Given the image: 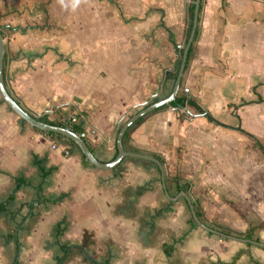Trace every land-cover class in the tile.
<instances>
[{"label":"crops","instance_id":"crops-1","mask_svg":"<svg viewBox=\"0 0 264 264\" xmlns=\"http://www.w3.org/2000/svg\"><path fill=\"white\" fill-rule=\"evenodd\" d=\"M48 1L0 0L8 88L39 118L65 121L58 108L73 104L89 146L110 161L121 124L172 91L195 0H183L184 8L179 0L171 12L159 7L160 20L143 16L152 12L146 4L123 5L116 18L131 30L119 50L79 48ZM197 31L178 94L219 120L216 110H227L244 126L169 104L141 117L124 145L159 157L165 183L144 158L126 156L114 168L86 163L75 143L32 126L0 94V264H55L63 244L84 249H71L62 264H264L263 247L194 225L181 193L209 226L264 241V167L254 161V145L264 151L247 123L264 0H203Z\"/></svg>","mask_w":264,"mask_h":264},{"label":"rangeland","instance_id":"rangeland-1","mask_svg":"<svg viewBox=\"0 0 264 264\" xmlns=\"http://www.w3.org/2000/svg\"><path fill=\"white\" fill-rule=\"evenodd\" d=\"M125 1V4H124ZM80 0L77 4L75 0H49L47 4H51L52 6L57 4V10L59 13L58 19L60 23L62 22L68 32H71L68 36L70 38H74L79 48L83 50H119L118 44L123 42L125 38V34L127 31L131 30V27H125L121 25L118 18H116V10H121L124 15L125 9L123 7L127 6L128 9H136L138 10L140 6L143 4L147 5V10H152L151 13L147 12V14L143 15L144 17L154 16L157 20L161 19L160 17V9L159 7L165 8L168 12L172 11V8L178 10V6L176 7L177 2L179 0ZM172 1V2H171ZM184 4V6H183ZM99 6H103L99 8ZM119 7V8H118ZM153 7V8H151ZM185 3L183 0H180V8H184ZM143 14V10H142ZM191 12L189 10V16ZM112 16V17H111ZM126 18V16H124ZM58 19H54L53 22L58 24ZM147 19V23H148ZM145 22L144 20L141 23ZM135 24V23H131ZM126 25V24H125ZM130 25V24H128ZM149 25V23H148ZM134 25H132L133 27ZM191 26L190 19L188 21L187 30L185 36L183 38V42L181 46L178 48L180 50L178 56V62H180L182 50L186 46L187 42V34L188 30ZM65 31V30H64ZM151 34V33H150ZM107 42H106V41ZM196 38L193 41L195 42ZM254 42L261 43L262 50H255L257 46H254V54L256 60L254 61V99L258 100L259 94L264 96V85L257 86L259 81H264V38L255 39ZM108 44V45H107ZM179 44V43H176ZM175 44V45H176ZM176 49V46H175ZM177 52V50H176ZM246 99V98H245ZM242 101V99H241ZM187 111V108L185 109ZM188 112V111H187ZM216 115L230 123L234 124H242V118L232 115L227 110H216ZM241 116V115H240ZM181 119V117H179ZM181 120H185L184 118ZM220 120V121H222ZM223 122V121H222ZM247 123L254 127L255 135L263 142L264 144V101L254 102V114H252ZM244 126V125H243ZM254 161L258 162V164L263 165L264 167V153L254 145ZM260 162V163H259ZM258 169V167L254 168ZM260 176L258 179L260 180ZM263 178V177H262ZM261 178V179H262ZM86 237L89 234L85 233ZM84 234V236H85ZM246 235V233H238V235ZM84 239V238H83Z\"/></svg>","mask_w":264,"mask_h":264},{"label":"water","instance_id":"water-1","mask_svg":"<svg viewBox=\"0 0 264 264\" xmlns=\"http://www.w3.org/2000/svg\"><path fill=\"white\" fill-rule=\"evenodd\" d=\"M201 1L202 0H195V8H194V13H193V21L191 24V29L190 33L186 42V46L182 50V55L180 59V64L178 67L177 75L175 78L174 86L172 91L164 96L160 97L156 100H153L149 103H146L142 108L131 114L120 126L117 134V154L115 157L110 160V161H102L91 149L89 146L88 142L86 139L73 130L72 128L64 125H58V124H51L48 122H45L41 120L38 116L34 115L31 113L27 108H25L10 92L5 74H4V61H5V56H6V50H7V44H6V39L4 36V33L0 27V94L2 96V99L8 104V106L16 113L18 116H20L23 120H26L29 124L32 126H35L39 129L46 130V131H51V132H56L59 134H62L69 140L73 141L76 146L81 150V152L85 155V157L89 160L90 163H92L94 166L100 167V168H114L117 165L121 163V161L126 157V156H134V157H139V158H144L147 160H151L155 162L162 174L163 181L165 183V166L162 162V160L150 153L147 152H140V151H134V150H128L126 149L124 145V136L127 130L141 117L147 115L148 113L165 106L172 101L176 100V97L178 95L179 89L181 87L182 83V78L187 66V61L189 58V52L190 48L193 44V41L196 36V32L198 30V23H199V14H200V8H201ZM180 44H176V48H178ZM179 52V50H177ZM182 107V106H180ZM190 111V109H189ZM191 112V111H190ZM185 195V197L188 199L190 208L192 210L193 217L197 224L200 226L206 228L210 232L217 233L221 236L236 239V240H241L243 242H248L252 243L258 246H261L264 248V241L258 240L256 238H252L249 236H240L237 234H231L224 232L222 230L216 229L214 227L209 226L206 224L197 214V211L194 207V204L192 200L190 199L189 195L187 194L186 191H181Z\"/></svg>","mask_w":264,"mask_h":264},{"label":"trees","instance_id":"trees-1","mask_svg":"<svg viewBox=\"0 0 264 264\" xmlns=\"http://www.w3.org/2000/svg\"><path fill=\"white\" fill-rule=\"evenodd\" d=\"M202 1H201V6H202ZM224 3H225V0H224ZM194 8H195V3H192V4L189 5V10L191 12V14H190L191 16L189 17V19H190L191 24H192V21H193ZM190 29H191V27H190ZM197 32H196V35H197ZM189 33H190V31H189ZM189 33H188V36H189ZM192 52H193V44H192V46L190 48L189 58H188L187 64L189 62V59H190V56H191ZM179 64H180V62H178V67H179ZM259 84H264V82H259ZM263 100H264V96L262 94H259L258 100H254V101H263ZM169 105H178V106H182V107H187L188 106V107L194 109L195 111H197L199 113H203L209 120H211L213 122H216V123H219V124L225 125V126L228 125L225 122H222L219 119H217L209 110H206L205 108H203L201 106V104L195 98L191 97L190 94H187V93L178 94L177 97H176V100L172 101L171 103H169ZM228 107L230 109H232L234 107H238V104L230 102L228 104ZM58 110L60 112H62L63 115L65 116V121H59V120L49 119V118H45V117H41L40 119L45 121V122L51 123V124H58V125L68 126V127L72 128L73 130H75L76 132H78L79 134H81L85 130V127H84L85 120L83 118H81L82 117V113L76 111L75 106L73 104L62 105V106H60L58 108ZM234 111L235 110H232V112H234ZM74 114L78 117V119L76 121H72V116ZM186 114L187 113L182 112L180 114V117H185ZM79 118H81V120H79ZM239 128L241 130H243V131H247L242 126H239ZM46 132L52 134L57 139L69 140L68 138H66L62 134H59V133H56V132H51V131H46ZM128 132H129V130H127V132L125 133L124 141H125V139L128 136ZM250 134H252V133H250ZM254 137H255V140H256V143L258 144V146H260L261 149L264 151V144L261 142V140L259 138H257L255 136V134H254ZM84 138L88 142V139L86 137H84ZM69 141L74 144L73 141H71V140H69ZM116 154H117V151H116ZM83 158H84V161L86 163H89V160L85 157L84 154H83ZM197 214H198V216L201 217V212L199 210H197ZM192 222H193L194 225H197V223H196V221H195V219L193 217H192ZM246 235L249 236V237L252 236V234L249 233V232L246 233ZM83 245L84 244H63L62 248L64 250V253H63V255L58 256L56 258V263L55 264H62L66 260V258L69 256V253H70L71 249H73L75 247H79L81 249H84ZM100 264H108V262L104 261V262H102Z\"/></svg>","mask_w":264,"mask_h":264},{"label":"built area","instance_id":"built-area-1","mask_svg":"<svg viewBox=\"0 0 264 264\" xmlns=\"http://www.w3.org/2000/svg\"><path fill=\"white\" fill-rule=\"evenodd\" d=\"M77 119H78V117L74 114V115L72 116V121H76ZM81 135H82L83 137H85V136H86V132L83 131V132L81 133ZM52 146H53V147H57L58 145H57L56 143H53ZM66 152L68 153L69 150L67 149Z\"/></svg>","mask_w":264,"mask_h":264},{"label":"clouds","instance_id":"clouds-1","mask_svg":"<svg viewBox=\"0 0 264 264\" xmlns=\"http://www.w3.org/2000/svg\"><path fill=\"white\" fill-rule=\"evenodd\" d=\"M61 2H63V0H61ZM75 2L78 4L80 2V0H75Z\"/></svg>","mask_w":264,"mask_h":264}]
</instances>
